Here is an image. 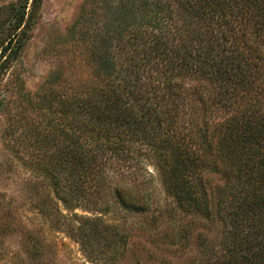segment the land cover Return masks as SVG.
<instances>
[{"label": "trees", "instance_id": "16d2710c", "mask_svg": "<svg viewBox=\"0 0 264 264\" xmlns=\"http://www.w3.org/2000/svg\"><path fill=\"white\" fill-rule=\"evenodd\" d=\"M42 2L9 6L0 73ZM69 38L88 51L91 77L56 72L40 93L55 114L37 138L40 174L70 211L122 214H61L70 236L117 264L132 240L128 214L146 215L155 232L164 222L152 209L158 178L188 220L183 229L174 218L155 241L154 264H166L165 238L192 240L196 225L198 264H264V0H89Z\"/></svg>", "mask_w": 264, "mask_h": 264}, {"label": "rangeland", "instance_id": "374dc122", "mask_svg": "<svg viewBox=\"0 0 264 264\" xmlns=\"http://www.w3.org/2000/svg\"><path fill=\"white\" fill-rule=\"evenodd\" d=\"M18 3L19 0H0V24L7 20L9 6ZM88 3L89 0H43L36 22L22 38L19 54L0 73V264H106L104 259L93 260L92 254L70 236L68 220L61 214L70 218L74 213L102 216L111 221L122 217L111 211L103 214L80 207L68 210L38 166L37 138L52 129L49 123L55 115L39 96L47 80L56 72H62L63 81L68 82L74 79L87 83L91 77L88 51L69 38ZM144 165L149 174L156 176L150 161L144 159ZM147 172L141 169L139 174L149 178ZM149 187L152 209L164 211V222L155 232L146 215L128 214L126 227L133 230L132 240L117 264H154L156 259L151 254H156V244L162 243V233H173L174 218L177 221L178 216L171 210L172 198L158 178ZM48 209L51 212L47 214ZM187 220H178L177 225H184V229ZM201 226H193L192 240L181 238L172 243L165 238L161 247L166 264H198L200 252L193 236ZM214 234L212 227L209 236ZM100 246L105 251L109 249L103 247V242L95 249Z\"/></svg>", "mask_w": 264, "mask_h": 264}]
</instances>
